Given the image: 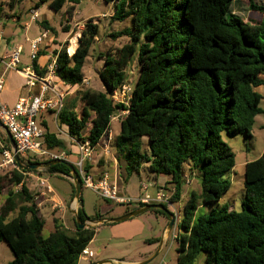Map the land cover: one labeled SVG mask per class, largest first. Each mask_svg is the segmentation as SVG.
Segmentation results:
<instances>
[{
  "label": "trees",
  "instance_id": "trees-1",
  "mask_svg": "<svg viewBox=\"0 0 264 264\" xmlns=\"http://www.w3.org/2000/svg\"><path fill=\"white\" fill-rule=\"evenodd\" d=\"M101 1L113 5L112 20H130V28L111 35L126 36L129 44L118 57H105L98 74L104 91L85 89L66 97L56 117L58 124L67 127L74 141L87 139L94 147L109 130L111 119L119 117L112 147L120 179L126 182L146 162L154 176H169L165 190L174 189L172 203L180 199L187 170L200 174V193L190 192L177 225L175 264H194L201 253L204 264H264V154L244 166L240 209L217 204L230 188L226 175L235 165L221 134L251 139L254 119L262 113V97L254 88L264 85V4L248 0L250 13L243 20L231 15L234 0ZM70 2L36 0L33 9L45 5L58 13ZM73 12L72 5L65 9L67 19ZM40 24L55 32L46 22ZM97 32V24L88 19L73 54H67L66 42L53 52L55 74L63 84H82V68ZM135 54L139 74L129 99L114 103L111 94L125 83V68ZM142 137L148 138L149 157L141 152ZM41 148L58 153L66 145L45 127ZM20 160L23 164L50 161L36 155ZM85 171L89 173L86 163ZM28 174L61 177L72 197L75 191L64 177L69 175L64 164L45 171L12 169L0 174V243L5 242L13 255L7 264H77L96 227L78 229L71 216L70 230L53 218L52 231L44 236L45 221L26 183ZM77 178L82 190L78 174ZM211 204L216 207L207 208ZM133 210L126 207L123 215ZM150 212L165 216L159 210ZM78 218L88 219L82 207ZM91 219L103 216L96 212Z\"/></svg>",
  "mask_w": 264,
  "mask_h": 264
},
{
  "label": "rangeland",
  "instance_id": "rangeland-1",
  "mask_svg": "<svg viewBox=\"0 0 264 264\" xmlns=\"http://www.w3.org/2000/svg\"><path fill=\"white\" fill-rule=\"evenodd\" d=\"M36 0H23L21 2H16L12 0H0V32L5 37H11V39H16L18 42L21 43L23 47V53L21 55V60L29 62L28 55L30 53V45L28 40H33L36 37H38L42 31L41 26L38 22L30 20V17L28 15V10L30 8L34 7ZM254 2L257 5H263L264 0H254ZM72 6L74 7V12L76 14L74 15V21L72 24H66L68 28L72 27V32L70 33V36H68V39L66 43H68L69 49L72 44L73 37H76V44L77 39L80 35V31L83 29V24L86 20L92 19L93 23L97 24L98 32L95 38V42L91 45L89 49V53L85 59L82 73L84 76L83 82L78 88H74L76 90L74 91H83L85 89H91L98 92H103L104 87L101 83V81L98 78L99 72L102 70L104 65L105 57L109 54L115 57H118L119 51L126 45L129 44V39L126 36L121 37H112L111 35L113 33L120 32L122 30L128 29L131 26V22L129 19H126L122 22L120 21H114L111 19V16L114 13V7L111 4H105L101 0H72V2L67 3L60 12L55 13L49 9L43 8L39 11V21L42 17L48 18L50 24L54 27L56 30V43H61L63 37H64V25H65V9ZM248 0H234L230 7L231 15L238 16L239 18L246 20L247 15L250 13L248 11ZM15 12V13H14ZM14 13V14H13ZM111 15V16H110ZM255 15V14H251ZM227 16H230V13L227 14ZM258 17V16H256ZM43 21V19H42ZM30 23V27L27 30H24L23 26L26 23ZM60 23L62 24V28H60ZM64 23V24H63ZM53 42V41H52ZM55 42V41H54ZM69 49L67 48V54ZM126 73V80L125 83H130V87L132 88V85L135 83L138 74H139V65L137 62V55H133L130 58V61L125 68ZM73 91V92H74ZM121 95H118V98H120ZM127 98V95H126ZM124 98V99H126ZM113 100V99H112ZM114 103H116V100H113ZM124 102H127V99L124 100ZM262 109L264 107L263 104L260 106ZM81 106L79 104L77 108V112L80 113ZM118 118V117H115ZM254 119V126L253 129H257L258 125L262 122V116L259 115L255 117ZM88 130V129H87ZM85 131L83 134L87 135L88 131ZM109 132L110 134L116 135L119 131V123L115 120H113L110 123L109 126ZM50 131L54 132L53 127L50 128ZM258 129L256 130V132ZM261 133V132H259ZM221 138L223 142H225L231 149V151L234 154V157L236 156V162H241L244 158H248L249 160H252L256 158V154L259 150H261V146H263L261 142V134L259 135V138L255 137V140L251 139H245L243 135H234L229 136L225 132L221 134ZM62 139L68 140V137L66 135L62 136ZM64 140V141H66ZM105 141V138L103 139ZM67 142V141H66ZM110 145V146H109ZM113 141L111 140L110 143H108V155L102 156L103 158L99 157L100 149H96L97 156L94 157V161H96L95 166L97 168H101V166H105L108 163L111 162L112 158L114 157V151H113ZM102 146V145H101ZM103 148H105L103 146ZM141 152L149 157V142L147 137H142L141 139ZM44 160V159H39ZM102 163V164H101ZM188 169V168H186ZM6 170L5 168L0 171L4 172ZM11 168L8 166V170L10 171ZM101 173V172H98ZM34 175V177H33ZM33 175H27L26 177V183L30 189V191L35 195V202L37 209L39 211L40 217L45 221V225L42 231V234L44 236L48 235L49 232L52 231V219L53 218H59L60 221H65L68 229H73V224L71 222V215L69 214L67 210V203L73 199L72 195H70L71 189L69 184L58 176H47L43 175L42 177L47 179V184H45L44 187L47 185L52 188V190L61 197L62 199V208L63 211H60L58 204L56 202H51L49 200L48 196H40V192H42L43 186L37 185V181L35 179L37 174ZM186 178L190 180V186L188 187L184 186L183 189L187 190L188 193L186 195V198L188 199V196L191 191L195 193H200V174L198 172H193V174H190L189 170L185 173ZM136 177L138 180H135L130 187L129 190H135L139 191V193L142 195L149 194L150 197H153L154 195V187H155V179L153 177V174L149 171L148 163L144 162L141 166V169L136 174ZM227 178L230 180L231 185L227 192L223 194L218 205H227L228 207H232L234 211H238L240 209V204L244 196L243 192V170L241 167L235 168L232 173H228ZM192 180V181H191ZM123 186V185H122ZM146 186V189H143L142 187ZM166 186L163 185V188ZM167 187V186H166ZM165 187V188H166ZM172 189V188H171ZM170 189V190H171ZM121 191L120 189H118ZM70 195V196H69ZM126 195V194H125ZM128 196V195H127ZM81 201H82V210L85 214V216L90 219L94 217V214L98 212L100 209L106 208L107 206L111 207V211H108L106 216H115L125 210L126 207L130 209H134L132 205L129 206H118L113 204L112 202H107L104 199L100 198L98 195H96L93 191L90 189L83 188L81 191ZM130 197V196H128ZM185 203V199L182 200L179 199L178 202L173 203L174 209L177 211L179 215L178 221L180 222L181 218V212L183 205ZM210 207H216V204H211L207 206V208ZM206 209V208H205ZM143 213H150V211L143 212ZM139 214V217H145L148 214ZM152 213V212H151ZM143 215V216H142ZM145 215V216H144ZM159 215V214H156ZM160 217H163L164 219H167L163 215H159ZM62 217V218H61ZM67 217L69 224L67 223ZM135 217H138L135 216ZM134 218V217H133ZM162 218V219H163ZM166 221V220H164ZM179 223H177L178 225ZM177 225L175 227V234L178 232ZM151 235L149 233H146L145 238L150 237ZM142 239L140 238L136 240L133 245L131 246V250L137 251L141 250L143 247H145L142 243ZM96 245L93 244L90 246V248H94ZM177 241L172 238V235L166 239L162 252L150 263V264H158L163 259V261L166 264H175L176 258H177ZM13 259V255L7 246L5 242L0 243V264H7ZM205 255L201 253L195 260L194 264H204Z\"/></svg>",
  "mask_w": 264,
  "mask_h": 264
},
{
  "label": "crops",
  "instance_id": "crops-1",
  "mask_svg": "<svg viewBox=\"0 0 264 264\" xmlns=\"http://www.w3.org/2000/svg\"><path fill=\"white\" fill-rule=\"evenodd\" d=\"M43 8L48 9L45 5H43L36 10L39 12ZM32 10H33V8H30L28 10L29 17H30V11H32ZM75 14H76V12H73L72 17L70 19H67V16H66L65 25L63 26L64 27V29H63L64 30V32H63L64 37H63L61 43H59V44L56 43V38H57V36L55 35L56 30L50 24L49 19L42 17L39 21H36L39 24L41 22H46L47 26L54 29V31H55L53 33L51 31H49L48 29H44L43 26L40 24L41 31L47 30L49 32V36H48L47 40H45L44 45L41 46L39 54H38L36 62H35V67L37 68L38 71L44 70L45 65L49 61L50 57L53 55V52L58 51L60 49V45L67 41L68 36H70V33L72 32V27L68 28V26L66 24H72L73 23ZM42 19H43V21H42ZM29 27H30L29 22L24 24V26H23L24 30H27ZM59 27L62 28L61 23H60ZM75 39H76V37H75ZM77 45H78V40H77V44L75 41V46H73V47L71 46L70 49H69L70 45L67 46V48L69 49L68 55H71L74 53ZM16 46H21V48H22V52L20 54V59H19L20 60L19 68H22V67L29 65L30 64L29 62L21 60V55L23 53V47H22L21 43L18 42L16 39H11L10 36L9 37L3 36L0 32V73H3V77H4V89L0 95V101L6 107H12L17 102L18 99L27 97L29 94L28 89L25 87L24 79L21 77V75L17 71H11V70L4 71L3 61L9 55L10 50ZM28 59H29V55H28ZM54 84H55V88L59 92L64 93L65 98L73 95L76 92V91H74V90H76L74 88H76V87L78 88V86H74V87L67 86V85L63 84L59 79L54 80ZM254 91L262 97L259 106H261V104L264 105V85H260V86L255 87ZM260 109H261L262 113L259 115L262 116V122L258 125V127H257L258 131L257 132H256L257 129L256 130L253 129V126H254V123H253L252 129H251V135H252V140H255V137L259 138V135L261 134V142H262L263 146H261V148H260L261 150H259L257 152V154L255 156L256 158H254L252 160H249L248 158H244L241 162L237 163L236 162V156H235L234 157L235 165H234V167L230 173H232L233 170L235 168H238V167H241V169L244 170V166L246 163L254 161L255 159L259 158L260 156H262L264 154V127H263V124H264V107H263V109L260 107ZM259 115H257V116H259ZM113 120H115L119 123V117L118 118H112L111 122ZM37 123L43 129V131H45V127L48 129V131H50V128L53 127V129H54L53 133H55L56 137L59 140L63 141L66 145V149L64 151V152H66V155H67L66 161L68 163L74 165L79 160L80 154H79L77 145L74 143L75 141L72 138H70L68 135L67 127L65 125H59L57 120L54 117V114L51 111L43 112V113L39 114V116L37 118ZM109 131L110 130H108L107 133L102 136V138L94 146V148L91 149L89 157L85 158V160H84L85 163L87 164V166L89 167V173L91 175H94V176H100L103 173H107L110 183L115 184L117 186V188L121 190L120 191L121 193L126 194V196L128 195L131 198H137V197L143 196V194L141 195L139 193V191H135V190L130 191L129 190L130 185L133 182H135V180H138V178L136 177V174H133L126 182H124L122 179H120L119 169L117 167V163H116L114 157L112 158L110 163H108L105 166H101V168H99V167L97 168V166H95L96 161H94V157L97 156L96 149L97 148L100 149V153L98 155L99 157L103 158L102 156H107L108 151H109L108 147L110 146V145L108 146V143H110L111 140L114 141L116 135L118 134V133H116V135L110 134V133H108ZM50 132H52V131H50ZM259 132H261V133H259ZM63 135H66L68 137V140L62 139ZM83 135L86 136L85 134H83ZM104 138H105V141H103ZM5 139H7V136L0 129V171H2L4 168L6 169V170H4V172H0V174L8 172L7 171L8 166L7 167L1 166L2 162H3L1 150L3 148H9V143L7 146L5 145L6 144ZM64 140H66L67 142ZM7 141H8V139H7ZM103 146L105 148H103ZM98 172H101V173H98ZM28 175H33V174H28ZM33 177H34V175H33ZM39 177H42V176H39ZM153 177L155 179V187L153 189L155 191L154 194L160 188H163V185H165L166 183H168L170 181L169 176H166V175H158V176L153 175ZM42 178L47 181L46 178H44V177H42ZM227 179H229V178H227ZM230 185H231V182H230ZM184 186L188 187V185H183V187ZM163 189L165 190V187ZM187 193H188L187 190L182 189V194L180 196V200H182L184 198L186 201L187 200V198H186ZM40 194H41L40 196H48L49 200L51 202L54 201V202L59 203V204L62 203L61 197L58 196L54 191L51 194H47L46 192H44L43 194L41 192ZM70 195H71V192H70ZM145 195L150 196L148 193ZM71 202H72V200L67 203V207L70 206ZM81 207H82V205H81ZM137 208L138 207H134V209H137ZM228 209L233 210L232 207H228ZM111 210H112L111 207L107 206L106 208H103L102 210L100 209L98 212L100 215L103 216V219L119 217V216H122L124 213V211H123V212H121L115 216H110V215L106 216L107 212L111 211ZM69 214L71 216H73L71 213H69ZM143 214H148V215H146V216L144 215L145 217H141V216L139 217V215H138V217H134V218L132 217V218L120 221V222L108 223L105 225L97 226L95 231H94V236H93L92 240L87 245V249L89 251H92L94 254L93 258H91V259H79L77 264H92L95 261L104 260V259L120 260V261H124V262L130 263V264H134V263H138V262L146 259L147 257H149L156 250L160 237L165 235L164 231H165V227L167 225V219H164L163 217H160L159 215H156V214L151 213V212L150 213H143ZM164 220H166V221H164ZM62 223L65 227H67L65 221H62ZM67 223L68 224L70 223L68 221V217H67ZM146 233H149L151 236L148 238H145ZM169 237H170V235H169ZM140 238H143L142 243L145 247H143L141 250H137V251L131 250V246L133 245V243ZM153 239H158V242H156V243L148 242V241H151ZM165 241H166V239L164 240V243H165ZM164 243H163V246H164ZM93 244H95L96 246L94 248H90V246ZM163 246H162V249H163ZM161 252H162V250H161ZM161 261H163V259ZM163 263L166 264L164 261H163Z\"/></svg>",
  "mask_w": 264,
  "mask_h": 264
},
{
  "label": "built area",
  "instance_id": "built-area-1",
  "mask_svg": "<svg viewBox=\"0 0 264 264\" xmlns=\"http://www.w3.org/2000/svg\"><path fill=\"white\" fill-rule=\"evenodd\" d=\"M39 19V12L35 9L30 11V20L37 21ZM49 32L43 30L42 33L33 40H28L30 45L29 60L30 64L19 68L20 54L22 52L21 46H16L10 50L9 55L4 59V71H17L24 79L25 87L28 89L29 94L27 97L18 99L12 107H6L0 101V124L4 126L10 134L14 145L16 154L20 157H27L36 155L45 157L50 161L65 160L66 153L58 152L52 153L41 148V143L44 137L43 129L38 125L37 118L43 112L51 111L56 119L58 112L63 106L65 99L64 93L59 92L55 88L54 80L57 79L55 74L56 69V56L52 55L44 67L43 74H39L33 65L34 60L37 59L41 46L47 40ZM4 89L3 73H0V95ZM131 92L130 83H124L123 86L115 90L111 94V98L116 100V103H126L124 100L129 99ZM118 95H121L118 98ZM127 95V98H126ZM126 98V99H124ZM124 114V112L122 113ZM86 137V136H84ZM80 154L79 160L73 165L76 168L77 174L82 181V187L90 189L100 198L108 200L118 206L139 207L142 205L161 204L164 205L174 215V225L170 236L175 237V227L179 223V215L173 207L171 197L174 194V189L170 191L160 188L153 197L143 195L137 198H131L121 193L115 184L110 183L107 173L100 176H94L85 171V158L89 157L91 149L89 140L85 139L82 142H74ZM3 162L1 166H9L12 169L18 170L12 157V152L9 148L1 150ZM184 176V185H189L190 180ZM37 185L43 186V191L47 194L53 193L50 186H45L47 181L42 177H35ZM146 189V186L142 187ZM41 193V192H40ZM41 195V194H40ZM54 202V201H53ZM60 211H63L62 205L56 203ZM94 254L86 248L80 253L79 259H91ZM159 264H164L161 261Z\"/></svg>",
  "mask_w": 264,
  "mask_h": 264
},
{
  "label": "water",
  "instance_id": "water-1",
  "mask_svg": "<svg viewBox=\"0 0 264 264\" xmlns=\"http://www.w3.org/2000/svg\"><path fill=\"white\" fill-rule=\"evenodd\" d=\"M0 129L7 136L8 143H9V149L12 152L13 161H14L15 165L18 167V169H20L22 171H45L48 167L53 166L55 164H64L69 169V175L64 176V177L73 184L75 191H74L72 202H71L70 206L67 207V210H68V212H70L73 215L78 229H89V228H95L99 225H105L108 223L120 222V221L135 217V216H137L143 212H147L150 210H159V211L163 212V214L167 218V225H166L165 231H164L165 235L160 237L156 250L149 257H147L146 259H144L138 263H134V264H150L161 253L164 240L169 237V235L172 232L173 225H174V215L169 211V209H167L165 206H163L161 204H150V205H144L140 208H137V209H135V210H133L127 214H124L122 216H119V217L106 218V219H96V220L85 219L84 222H80V220L78 218V208L81 207V203H82L81 197H80L82 190H81V185H80L78 178H77V172L74 169L73 165L68 163L65 160L49 161V162H45V163L23 164L21 162L19 156L16 154L14 142H13L10 134L8 133L7 129L4 126H2L1 124H0ZM92 264H130V263L120 261V260L104 259V260L95 261Z\"/></svg>",
  "mask_w": 264,
  "mask_h": 264
},
{
  "label": "bare ground",
  "instance_id": "bare-ground-1",
  "mask_svg": "<svg viewBox=\"0 0 264 264\" xmlns=\"http://www.w3.org/2000/svg\"><path fill=\"white\" fill-rule=\"evenodd\" d=\"M75 41H76V39H75V37H73V39H72L73 46H75Z\"/></svg>",
  "mask_w": 264,
  "mask_h": 264
}]
</instances>
